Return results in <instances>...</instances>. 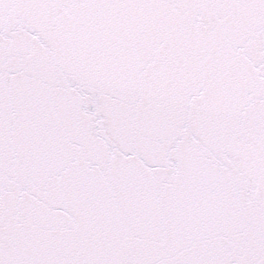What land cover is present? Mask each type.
<instances>
[{"label":"snow or ice","instance_id":"6c2138e0","mask_svg":"<svg viewBox=\"0 0 264 264\" xmlns=\"http://www.w3.org/2000/svg\"><path fill=\"white\" fill-rule=\"evenodd\" d=\"M0 264H264V0H0Z\"/></svg>","mask_w":264,"mask_h":264}]
</instances>
